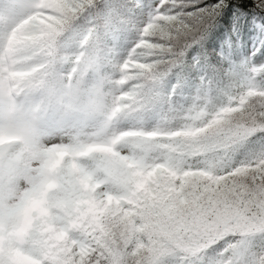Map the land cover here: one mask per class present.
<instances>
[{"label":"snow or ice","instance_id":"1","mask_svg":"<svg viewBox=\"0 0 264 264\" xmlns=\"http://www.w3.org/2000/svg\"><path fill=\"white\" fill-rule=\"evenodd\" d=\"M0 264H264V0H0Z\"/></svg>","mask_w":264,"mask_h":264},{"label":"trees","instance_id":"2","mask_svg":"<svg viewBox=\"0 0 264 264\" xmlns=\"http://www.w3.org/2000/svg\"><path fill=\"white\" fill-rule=\"evenodd\" d=\"M192 2H193V3H195V2H196V0H192Z\"/></svg>","mask_w":264,"mask_h":264}]
</instances>
